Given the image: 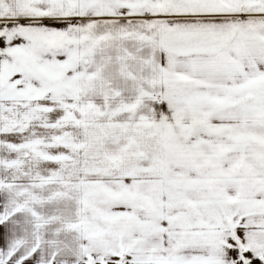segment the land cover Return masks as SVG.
Here are the masks:
<instances>
[{
    "label": "snow or ice",
    "instance_id": "6c2138e0",
    "mask_svg": "<svg viewBox=\"0 0 264 264\" xmlns=\"http://www.w3.org/2000/svg\"><path fill=\"white\" fill-rule=\"evenodd\" d=\"M0 264H264V0H0Z\"/></svg>",
    "mask_w": 264,
    "mask_h": 264
}]
</instances>
